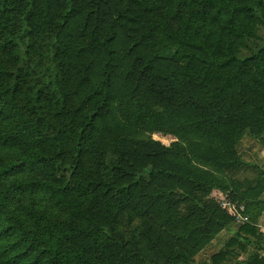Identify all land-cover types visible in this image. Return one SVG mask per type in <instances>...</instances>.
I'll return each mask as SVG.
<instances>
[{
	"label": "trees",
	"instance_id": "obj_1",
	"mask_svg": "<svg viewBox=\"0 0 264 264\" xmlns=\"http://www.w3.org/2000/svg\"><path fill=\"white\" fill-rule=\"evenodd\" d=\"M107 1L109 15L86 9L77 24L81 0H0V264H155L122 242L115 224L124 208L144 222L168 220L155 191L161 180L245 199L241 184L221 187L181 159L241 168L235 145L244 133L264 142V48L241 55L264 22V0ZM24 7L30 35L52 34L58 44L46 84L22 67L13 17ZM119 31L127 63L114 80ZM162 49L173 50L165 70ZM114 114L119 121L107 125ZM139 130L168 132L188 146L127 137ZM115 144L119 160L107 161ZM260 174L254 194L264 187ZM197 210L219 229L229 226L231 217Z\"/></svg>",
	"mask_w": 264,
	"mask_h": 264
},
{
	"label": "rangeland",
	"instance_id": "obj_2",
	"mask_svg": "<svg viewBox=\"0 0 264 264\" xmlns=\"http://www.w3.org/2000/svg\"><path fill=\"white\" fill-rule=\"evenodd\" d=\"M81 4V14L75 17L77 24L81 22L82 18L87 17L85 13L86 9L90 10L100 6L105 9L108 15L111 11V1L107 0H81ZM23 9H25L24 13H18L13 17L14 28L20 34L19 44L22 67L31 74L33 78H36L38 82L46 84L57 70L53 56L57 52L58 44L56 38L52 34H41L38 32L35 34L37 36H31L30 32H32V29H30L31 25L29 23L31 11L26 7ZM116 40L117 44L114 46L116 47L115 56L118 66L115 70H117L116 72H118V74L116 73V78L114 75V80L120 78L122 74L121 68L127 63L126 57L122 56L120 53L121 50H123L122 46L125 48L124 44L126 41L120 31L117 34ZM245 44H247V46L242 49V56L249 55L250 52L264 48V22L258 25L256 38H249ZM172 53L173 50L171 49L160 50L159 55L163 62L159 65L162 70L169 67L168 63ZM113 116L107 119V125L113 126L115 124L113 118L119 121L115 114ZM125 133L126 132L122 135L127 134V137L131 138L133 142H146L151 139L164 146H170L174 142H179L183 146H188V141L186 139L168 132H147L139 130L136 134ZM109 136L107 140H109ZM119 149L120 144H115L113 149L107 146V150H109L106 155L107 161L112 160L118 162L119 158L117 153ZM114 151L117 152L114 153ZM165 159L171 161L172 158L167 157ZM168 161H166V163H168ZM181 162L184 166L193 169L199 168L209 172L215 177L221 187H232L237 189L239 184H242L241 181H239V170L241 168L217 169L208 164H202L199 161H194L192 159L186 160L183 158ZM144 170L145 169L142 168L141 176H143L145 180H149V176ZM255 172L254 174H256ZM103 174L107 179H113L112 171L106 170ZM255 176L256 175H253L254 181ZM231 180H233V182ZM155 183L162 186L160 190L155 191L160 192L165 203H168V206L162 208L170 210L168 213V220H166L164 215H161L158 224L153 222L155 219H151L150 217H147L150 223L144 222L137 215V211L124 208L115 224L117 236L122 242H129L128 246L131 250L141 252L147 260L155 264H175L172 260L173 256L170 253L171 251L180 257L179 264H206L207 261L201 262L200 260L202 255H206V249L205 252L200 253L199 256L196 253L200 252V249L207 244H220L221 233L219 232L221 230L215 223L207 221V218H205V216L203 217L202 213L200 215L197 208L207 206L211 214L223 219H228L231 215L221 205V201L225 197V192L216 188H210L209 186L208 194H198L187 182L182 183V181L178 179L174 181L161 180ZM152 188L158 189L156 186ZM141 207H143V205H141ZM135 214L136 217L132 219L128 218V216H135ZM143 225L148 227V229L145 230L146 233L142 231ZM159 229L161 232H159ZM131 235L134 236L133 242L129 241ZM158 236L161 239L160 242L158 241ZM195 243L199 245L195 246ZM218 256L219 258L221 257L220 254Z\"/></svg>",
	"mask_w": 264,
	"mask_h": 264
},
{
	"label": "crops",
	"instance_id": "obj_3",
	"mask_svg": "<svg viewBox=\"0 0 264 264\" xmlns=\"http://www.w3.org/2000/svg\"><path fill=\"white\" fill-rule=\"evenodd\" d=\"M235 150L244 163L239 170V181L242 183L239 191L245 192V199L240 204L244 205V213L249 216L250 222L239 223L231 219L229 226L222 227L219 230L220 244H207L196 253L199 256L206 249V255L200 258L201 262L207 261L206 264H264V187L255 194L252 190L259 180V172L264 180V142L245 132ZM253 175H256L255 181ZM244 224H251L253 232L242 231Z\"/></svg>",
	"mask_w": 264,
	"mask_h": 264
},
{
	"label": "built area",
	"instance_id": "obj_4",
	"mask_svg": "<svg viewBox=\"0 0 264 264\" xmlns=\"http://www.w3.org/2000/svg\"><path fill=\"white\" fill-rule=\"evenodd\" d=\"M221 205L229 212L234 222H250L249 217L244 213L245 207L243 204L232 201L229 197L225 196L221 201Z\"/></svg>",
	"mask_w": 264,
	"mask_h": 264
}]
</instances>
